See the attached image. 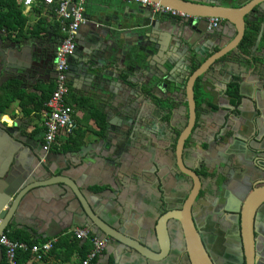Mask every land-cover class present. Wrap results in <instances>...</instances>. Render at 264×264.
Instances as JSON below:
<instances>
[{
	"label": "crops",
	"instance_id": "1",
	"mask_svg": "<svg viewBox=\"0 0 264 264\" xmlns=\"http://www.w3.org/2000/svg\"><path fill=\"white\" fill-rule=\"evenodd\" d=\"M24 1L0 3V19L2 15L14 17L7 22L8 27L6 23L0 25V65L11 52L25 54L22 60L12 59L11 70L15 73L0 74V110L4 111L0 118V171L5 169L10 180L17 179L21 169L30 172V165L37 163L39 173L29 180L31 183L46 184L59 176L72 180L103 220L141 239L144 220L148 217L155 223L159 216L160 198L175 196L179 190L175 187V164L161 170L154 168V161L172 163L170 142L174 140L175 144L187 126L188 77L221 48L233 44L236 27L221 19L213 33H194L192 44L188 45L171 38L173 25L169 28L162 24L171 16L155 13L149 5L128 0H85L87 23L76 35L78 54L68 60L67 71V102L74 109L77 129L71 136L58 135L50 153L44 154L39 163L35 155L43 154L40 145L44 144V114L56 87L53 66L64 33L55 7L45 6L42 0L27 7ZM196 1L203 6L244 11L243 39L236 48L232 45L233 50L216 61L195 84L196 123L185 146L184 162L190 170L206 178L223 179L221 161L214 163L209 153L207 158L212 164L200 168L193 153L199 148L207 151L203 132L207 127L214 126L218 132L226 126L224 121L217 122L220 113L229 120L238 115L236 110L226 108L229 104L241 105L244 97L240 95L239 83H245L249 91L262 87L264 75L250 65L262 61L264 56V0ZM21 18L25 23L15 26ZM150 20L152 26L148 25ZM144 46L153 51V56L141 50ZM232 84L239 87L238 104L237 98L229 94ZM8 98L12 102L7 107ZM2 128L9 129L14 137L8 138ZM165 149L170 153L164 159ZM218 151L213 149V155ZM20 153L28 160V166L23 167ZM34 192L36 195L29 194L20 204L27 218L34 220L9 224L3 233L19 242L44 243L58 238L59 246L43 261L32 257L25 264H82L92 246L87 240L76 241L75 232L89 228L91 236L96 235L90 226L76 225L87 221L72 189L58 181ZM6 209L1 201L0 215ZM42 228L58 234H39ZM113 246L108 243L110 252L106 249L91 264H152L126 246ZM0 248V264H7L5 250ZM176 263L177 260L171 264Z\"/></svg>",
	"mask_w": 264,
	"mask_h": 264
},
{
	"label": "water",
	"instance_id": "2",
	"mask_svg": "<svg viewBox=\"0 0 264 264\" xmlns=\"http://www.w3.org/2000/svg\"><path fill=\"white\" fill-rule=\"evenodd\" d=\"M152 3H158L161 6L169 7L173 10H177L180 12L185 13L186 15L192 17V18H181V20H178V18L170 17L169 21L162 22V24L171 28V25H173L175 31L172 32L171 38L176 37L178 41H182L184 43H187L188 45L192 44V37L194 33H205L206 36L211 34V32L215 31L209 30V21L210 18H220L223 20L231 21L237 30V36L235 37V40L233 41L234 48L237 47L239 42L243 39L245 34V21L243 20L244 17V11L239 10H230L221 6H214V7H208L203 6L200 4H197L196 0H149ZM236 12V14H234ZM236 15V18L233 16ZM243 15V16H242ZM180 21V22H179ZM169 22V23H168ZM152 26V21L150 20V23L148 24ZM162 25V29L163 26ZM264 27V26H262ZM207 28V29H206ZM212 32V33H213ZM231 46H225L221 48L218 52L213 54L211 57H209L203 64L199 66V68L194 71L191 76L188 77V81L186 82V90H187V101H188V123L183 132L180 134L177 144L175 146V157H176V164L178 169L182 172L184 176H187L192 179V181L195 183L196 188L199 191V188L201 186V179L197 175V173L193 170H190L184 162V152H185V146L186 141L190 138L192 135L195 123H196V98H195V84L197 80L202 77L206 71L216 63V61L220 60L224 56H226L231 50H233ZM145 48V49H144ZM144 49V50H143ZM142 51L146 52L149 56H153V51L147 49L145 46L141 48ZM18 54H14L11 52L8 57H6L5 60H3V64L0 65V74H3L5 76L6 74L10 75L15 73L12 72L13 66V60H22L23 56H25L24 52H17ZM78 54L77 50L74 55ZM17 57V58H16ZM19 57V58H18ZM139 57V56H138ZM13 59V60H12ZM260 62H255L254 64L250 65V68H258L262 75H264V56L261 59ZM192 60L189 62L191 65ZM15 64V63H14ZM163 72L165 73L167 71L166 66L163 64L162 66ZM1 83V79H0ZM225 84L228 85V80L225 81ZM240 84V95L244 97L242 100V103L240 106H232L228 105L226 109H231V111L236 110L238 112V115H234V118L232 120L227 119L223 113H220L218 116V123H220V119H224V122H226L225 129H220L218 132H215L216 127L212 126V129L210 127H207V129L204 132L205 136V142L208 146L209 152H213V147L217 144H220L221 146H225L223 149H227L226 152H236L237 158L239 162L237 163L238 168L241 172H247L249 170L250 165H248V162H245L241 159V156H248L249 154H254V158L256 160L254 166L255 168L260 172L258 176L254 179L259 181V184H264V93H261V90H264V78H262V87L259 88V91H253V90H246V84L241 82ZM167 84L164 85V89H167ZM255 100V101H254ZM248 104V108L245 109V105ZM246 113V114H245ZM3 131L6 133L5 135L8 138L14 137L9 129L2 128ZM2 140V138H0ZM231 139H235L238 142L239 146L236 145H230ZM230 146V147H229ZM239 147V148H238ZM222 149V151H224ZM173 151V150H171ZM47 155L46 152H43V154L36 153L35 158H37L36 161L41 163V160H44L43 155ZM23 159V167L28 166V160L25 159L24 155L22 153L19 154ZM34 158V159H35ZM171 164H175L173 160H171ZM175 164V165H176ZM168 165V166H170ZM36 165L33 167L30 165L31 170L27 173L23 172L24 169H21L22 171L19 173V178H14L10 180V177L8 176V173L5 174V169H2L0 171V192H2V202H3V209L7 207L6 211H4L0 215V219L2 220V227L0 228L1 234H3L6 227L11 225H19L23 224L25 222H29V220H34L31 218H27V215L22 210L21 202L24 201L25 197L29 194L36 195V188L40 187H46L53 185V183H57L58 181H62L65 185L69 186L72 191L75 198H77L81 204L82 210L84 212L85 220L87 223H77L76 225L80 227L90 226L92 228V231L95 233L96 237L99 239H108L110 247L113 245H123L126 246L139 255H141L146 261H160L170 255L171 246H170V238L169 233L167 229V219L169 217H172L173 215L177 214V212L174 213H168L164 216H162L155 228L157 237L160 241V252L157 253L147 247L143 241L133 235H131L128 232L120 231L115 229L113 226L108 224L105 220H103L90 206L88 202V198L81 193L79 188L77 187L75 182H72V180L59 176L51 178L46 184H40L35 185L36 182H30L29 180L32 178L34 179L35 176L38 175L39 171L36 169ZM165 167H167L166 164L161 162L154 161V168L163 170ZM7 171V170H6ZM33 174V176H32ZM219 181V178L217 179ZM221 181V180H220ZM221 187V185H220ZM219 187V188H220ZM197 189H195L191 194L189 199L195 200L197 196ZM231 194V193H230ZM232 195V194H231ZM235 196L239 197V199H245L248 198L247 201L255 202L256 203V209L259 208L261 204H264V189H256L253 194H243L238 195V193L235 191ZM233 197L230 198V200ZM229 200V204H230ZM0 201V202H1ZM188 206V207H187ZM187 206L185 207L184 211H188L187 215H190L189 209L191 206V203L188 202ZM225 213L229 214H238L240 211L233 210L230 208H225L223 210ZM260 212V210H258ZM38 215V214H37ZM39 218V217H35ZM47 225V221H46ZM130 226V225H128ZM185 228V235L188 239V255L189 260L191 264H212L211 260L209 259L207 253L205 252V249L203 245L201 244L199 237L195 231L193 222L191 218L187 221V223L184 224ZM43 232H47L46 234L48 237H52L57 235L51 234L48 231H44V228L38 230L39 234H42ZM113 246V247H115ZM107 249V248H106ZM2 251V249L0 248ZM107 252H110V249H107Z\"/></svg>",
	"mask_w": 264,
	"mask_h": 264
},
{
	"label": "flooded vegetation",
	"instance_id": "3",
	"mask_svg": "<svg viewBox=\"0 0 264 264\" xmlns=\"http://www.w3.org/2000/svg\"><path fill=\"white\" fill-rule=\"evenodd\" d=\"M53 71H55V65L53 66ZM1 115L2 113L0 112V118ZM220 121L222 122L224 119H220ZM222 129H225V127ZM176 138L175 144L173 143L174 140L172 142L167 141L171 145H169V148L173 150L171 151L173 154L172 160L175 164L174 148L179 137ZM230 143L232 146H239L235 139H231ZM43 147L44 144H41L40 148L45 152ZM223 148L225 146L220 144L214 146L213 149L220 151V153L219 151L216 152L215 155H213V152H209V149L207 151L202 148H199V150L195 149L196 151L193 154L199 165L198 167L204 168L205 165L212 164L207 158L209 153L212 158L214 157L212 159L214 163L221 161L223 164L220 168V174L223 175V179H219V181H217L218 178H206L197 173L201 179L199 191L192 179L184 176L178 169L177 164L174 166L176 170L175 187L179 188V190L177 189L175 196H171L167 192L168 195L160 198L158 202L160 213L156 222H153L154 226L148 217L142 225L144 236L141 240L147 247L159 253L160 241L155 231L156 225L162 216L177 212V214L169 217L166 222L171 246L170 255L160 261H149L152 264H171L176 260V264H191L188 255V239L184 228V224L190 218L212 264H264V204H261L256 209L257 201L252 203L247 201L250 197L243 200L235 196V191L238 195L248 194L249 196L256 189H264V184H259V181L254 180L260 173L254 166L256 162L254 154H249L246 157L244 155L241 156V159L250 165L247 172H241L237 166L239 162L237 153L230 152L227 154V149ZM169 153L170 151H166V149L162 150L163 158H167ZM162 162L167 166L170 165V161L164 160ZM195 189H197V196L195 200H190V194ZM231 197L233 198L230 200ZM229 200L230 204L228 203ZM188 202L191 203L190 215H187L188 211H184ZM225 208L239 210L240 212L238 214L225 213L223 211ZM147 212L149 213V211Z\"/></svg>",
	"mask_w": 264,
	"mask_h": 264
},
{
	"label": "built area",
	"instance_id": "4",
	"mask_svg": "<svg viewBox=\"0 0 264 264\" xmlns=\"http://www.w3.org/2000/svg\"><path fill=\"white\" fill-rule=\"evenodd\" d=\"M35 1L25 0L24 5L31 7ZM128 1H136L149 5L155 13L177 18H192L183 12L161 6L158 3H152L149 0ZM42 3L47 7H55L62 32L64 33V38L55 55L56 87L46 104L47 111L44 114L45 136L43 148L48 153L55 144L58 135L65 134L66 136H71L77 129L74 109L67 102L70 94L67 71L68 60L76 52V35L81 26L87 23V18L85 17L83 7L85 0H42ZM220 24V18H212L209 21L208 28L209 30H213L218 28ZM1 227L2 220L0 219ZM75 238L79 241L87 240L92 246V250L88 252L82 264H91L94 259L106 250L109 243L107 238L101 240L96 236H91L89 228L78 229L75 232ZM57 243L58 238H52L44 243H37L31 246L24 242L13 241L4 233L0 235V247L5 250L7 264H18L19 252H30L35 260L43 261Z\"/></svg>",
	"mask_w": 264,
	"mask_h": 264
},
{
	"label": "trees",
	"instance_id": "5",
	"mask_svg": "<svg viewBox=\"0 0 264 264\" xmlns=\"http://www.w3.org/2000/svg\"><path fill=\"white\" fill-rule=\"evenodd\" d=\"M0 3L3 4V5H9V2H7V0H0ZM13 18H14L13 15L9 19L7 18V15H2L1 19H0V25H4V23H6V25H7V22H9L10 20H14ZM19 22H21V23L19 24ZM19 22H17L15 26H22L25 23V19L21 18V20ZM7 27H8V25H7ZM247 39L248 38H245V41ZM231 89L232 90H231V92L229 94H230L231 97H236L237 98V99H235V104H238L239 103V97H238L239 96V87H238L237 84H232L231 85ZM11 102H12V99L8 98L6 106L8 107L9 104H11ZM0 112L4 113V111H2V110H0ZM75 240L78 241L76 238H75ZM21 242L27 243V244H29L31 246L34 245V244H37V242H29V241H25V240H22ZM57 246H59L58 243L54 246V248H56ZM32 257H33L32 253H30V252H19L18 253V264H25ZM82 258H84V256H82Z\"/></svg>",
	"mask_w": 264,
	"mask_h": 264
},
{
	"label": "bare ground",
	"instance_id": "6",
	"mask_svg": "<svg viewBox=\"0 0 264 264\" xmlns=\"http://www.w3.org/2000/svg\"><path fill=\"white\" fill-rule=\"evenodd\" d=\"M74 241V240H73Z\"/></svg>",
	"mask_w": 264,
	"mask_h": 264
}]
</instances>
